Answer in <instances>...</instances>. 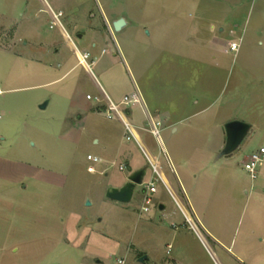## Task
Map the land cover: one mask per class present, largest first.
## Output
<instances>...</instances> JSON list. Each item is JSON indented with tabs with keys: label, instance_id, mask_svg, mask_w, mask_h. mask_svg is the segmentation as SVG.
<instances>
[{
	"label": "rangeland",
	"instance_id": "rangeland-1",
	"mask_svg": "<svg viewBox=\"0 0 264 264\" xmlns=\"http://www.w3.org/2000/svg\"><path fill=\"white\" fill-rule=\"evenodd\" d=\"M51 8L62 12L54 27ZM120 17L127 24L116 30ZM0 87L17 88L0 94V145L14 146L0 157L25 164L0 174V264H264V163L256 177L244 168L264 146V0H0ZM75 90L97 105L83 137L61 136ZM133 93L140 102L120 108L137 137L132 163L148 172L120 202L106 192L131 175L120 168L124 155L89 137L112 144L106 135L124 125L96 97L118 103ZM43 94L53 100L41 109ZM234 119L252 130L219 156Z\"/></svg>",
	"mask_w": 264,
	"mask_h": 264
},
{
	"label": "crops",
	"instance_id": "crops-1",
	"mask_svg": "<svg viewBox=\"0 0 264 264\" xmlns=\"http://www.w3.org/2000/svg\"><path fill=\"white\" fill-rule=\"evenodd\" d=\"M80 36H81V34H80ZM49 45L47 44V46H49L48 49H47L49 52L54 51V50L56 52L60 51V49L57 48L55 45H52V46H51V44H49ZM96 46H97V44H96ZM111 54L112 55H116V53L114 51H112ZM68 72L69 71H66L65 74H67ZM43 84H47V83H42V84H39V85H43ZM26 87L27 86L20 87V88H26ZM14 89H17V88L16 87H10L8 89H2L1 88L0 94H2L5 90H14ZM88 94H90V93L86 94V101L79 100V98L77 97L76 90H75V93L72 91L71 93L66 94V96H65V99H66L65 106H66V108H65V110H64V112H63V114L61 116L62 117L61 118V120H62L61 123L64 122L63 125H65V129H64V132L62 133L61 136L77 135L79 137H83L85 135L84 134L85 124L89 120V115L88 114L91 111L95 110V105H97V103L96 104H88L87 105V101L89 100V98H87ZM46 100L48 101V104H47L46 108H48L50 106V104L52 103V100H53L52 97L49 96L48 94H43L37 99V104H38L37 106L40 107L41 104L43 102H45ZM137 104H138V102L135 103L134 105L136 106ZM41 109H44V108H41ZM125 111H126L128 116H131V117L134 116V111H133L132 106L131 107L130 106H126V110ZM98 112L101 113V112H104V110H99ZM67 118H69V121H67ZM157 122H159V121H157ZM132 125L134 126L133 123H132ZM133 128L134 127H132V129ZM116 133L117 134H114V135H111V136L109 134L106 135V138H113L112 144H110V140H109V142L108 141H104L100 136H98L97 133H93L89 137V141H91V143L94 146H97L96 148H116V152H117V154H119L120 157L122 155H124V157H123L124 161H122V163L120 165L124 164L125 168L129 167L130 168L129 174H132L134 171H136L138 169L144 168L143 164L138 163L135 160L132 163V158H131L132 154H131L130 150H131V148L134 147V144H132V142H131L132 138H130V139L127 138L128 131L125 128V124L123 125L122 123H120L118 125V132H116ZM133 133L135 134L134 130H133ZM135 138H137L136 134H135ZM0 148H14V146L6 147V146H3V145H0ZM90 154H92V153H90ZM159 154L160 153H157V155L155 156L156 162H154V163L156 164V166H157V161L159 159ZM246 159H247V157H246ZM24 165L25 164H23V163L21 164L20 162L10 161L8 159H4V158L0 157V174H4V175L7 174V172L5 173L4 170L11 169V168L12 169H16L17 171L20 170L21 168L24 169ZM158 171H159V169H158ZM161 171L164 174V176L167 178V182L166 181L165 182L170 188L171 180L169 179V175L167 174L164 166H161ZM147 172H148V170H147ZM159 173H160V171H159ZM160 176H162V174H160ZM18 179H20V178H18ZM174 180L176 181L177 186L184 193L185 190H184V187L182 185V181H181L180 177L177 174H175ZM185 198H186V201H189L187 196H185ZM177 202H178V200H177ZM178 204H179V207L181 208V210L184 212L185 216H188L187 213L185 212L182 204L180 202H178ZM174 213H176V211H174ZM212 239L215 240L214 238H212Z\"/></svg>",
	"mask_w": 264,
	"mask_h": 264
},
{
	"label": "built area",
	"instance_id": "built-area-1",
	"mask_svg": "<svg viewBox=\"0 0 264 264\" xmlns=\"http://www.w3.org/2000/svg\"><path fill=\"white\" fill-rule=\"evenodd\" d=\"M49 13L52 16V20H53L52 23H51L52 24L51 27H54L59 22L61 23L60 16L62 15V12H56L54 9L51 8L49 10ZM68 35H69V33H68ZM239 47H240V43L236 42V41L231 42L230 46H229L230 50H232V51H238ZM81 57H82L81 58L82 62L87 63L88 66H91V64L88 63V59L90 58V54L89 53H87V52L86 53H81ZM0 92H1V88H0ZM87 98L93 99V96L91 94H88ZM96 100L98 101V103L104 102V100L106 101V105H108V108L106 109L107 116L109 118H113L115 116H119L123 120V122L125 124V128L128 131L127 138L128 139L133 138L134 137V133H133V129H132L133 125L128 120L126 115L122 112L120 106L122 104L128 105V104H134V103L140 102V97L138 96V94L137 93H133L132 96L126 95L124 97V99L121 100L118 103L115 102L114 100H112L110 98V96H108V95L105 98H103V99L101 97L97 96ZM159 123L160 122L152 121V124L154 126V128H153V132L154 133L159 134V130L157 128V125ZM88 159L90 161H92V162H101V161H103V158L101 156L93 155V154H89L88 155ZM263 163H264V146H262L258 150L253 151L247 157V159L244 162V168L251 173L252 177H256L257 169H258L259 166L263 165ZM120 168L121 169H125V165L124 164L120 165ZM89 169L90 170H94L95 169L94 165H91L89 167ZM154 171L160 176V173H159L158 168H157L156 165H154ZM157 180H158V178H154L153 177L150 181H147L145 183V188L148 191V195H147L146 200H145V202L147 204L152 201V195H154L158 191ZM144 208H147V206H144ZM188 219L192 223L191 219L190 218H188ZM118 261L121 264L125 263V259H123V258L119 259Z\"/></svg>",
	"mask_w": 264,
	"mask_h": 264
},
{
	"label": "water",
	"instance_id": "water-1",
	"mask_svg": "<svg viewBox=\"0 0 264 264\" xmlns=\"http://www.w3.org/2000/svg\"><path fill=\"white\" fill-rule=\"evenodd\" d=\"M127 24V21L124 17H120L119 19L113 22L114 28L116 30H120ZM48 101L46 100L41 104V108H46ZM224 130L226 134L225 145L222 148L219 156H230L235 150L241 145L243 140L246 138L247 134L252 130V125L249 122L234 119L228 121L224 125ZM147 174L146 168H141L134 171L122 186L111 185L108 187L106 196L110 199L120 201V202H130L138 185L143 184L144 178ZM90 203V200H88ZM160 209H165L166 205L164 203L160 204ZM139 260L141 262H146L148 260V255H142Z\"/></svg>",
	"mask_w": 264,
	"mask_h": 264
}]
</instances>
